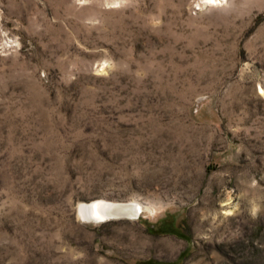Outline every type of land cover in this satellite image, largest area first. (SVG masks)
Segmentation results:
<instances>
[{"label": "rangeland", "instance_id": "obj_1", "mask_svg": "<svg viewBox=\"0 0 264 264\" xmlns=\"http://www.w3.org/2000/svg\"><path fill=\"white\" fill-rule=\"evenodd\" d=\"M215 3L0 0V264H264V0Z\"/></svg>", "mask_w": 264, "mask_h": 264}, {"label": "bare ground", "instance_id": "obj_2", "mask_svg": "<svg viewBox=\"0 0 264 264\" xmlns=\"http://www.w3.org/2000/svg\"><path fill=\"white\" fill-rule=\"evenodd\" d=\"M217 2V0H207ZM147 210L138 201L113 202L107 200H94L89 203H82L78 207V215L87 222L104 223L119 219H138Z\"/></svg>", "mask_w": 264, "mask_h": 264}]
</instances>
